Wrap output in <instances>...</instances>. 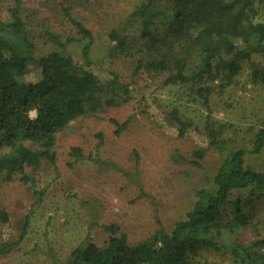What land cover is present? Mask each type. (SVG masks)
Returning a JSON list of instances; mask_svg holds the SVG:
<instances>
[{
  "label": "rangeland",
  "instance_id": "obj_1",
  "mask_svg": "<svg viewBox=\"0 0 264 264\" xmlns=\"http://www.w3.org/2000/svg\"><path fill=\"white\" fill-rule=\"evenodd\" d=\"M230 2L251 23L264 22V0ZM141 3L143 0H23V20L35 60L60 51L49 37L53 34L69 55L84 63L81 56L84 43L64 19L61 8L65 7L93 35L89 58L100 63L103 71L100 78L105 80L110 72L116 74L121 83L131 86L133 95L129 103L80 117L59 132L54 147L55 165L42 162L35 170L25 169L32 183L23 182L20 175L7 180L0 174V208L9 216V227L0 224V244L6 240L11 244L10 252L0 255V264H54L53 258L60 264H72V252L87 236L99 250L105 249L109 234L103 228L110 225L118 227L131 245L149 239L160 228L171 231L193 208L197 191H212V180L222 160L220 153L210 149L200 161L201 168L189 163L194 152L206 147L203 134L206 111L197 96L198 89L211 90L208 101L214 121L231 125L237 131L230 152L249 148L264 128V87L250 79L252 64L264 71V54L253 55L245 62L229 86L223 75L214 80L166 85L164 82L174 73L172 65L159 74L144 66L147 56L142 51L141 24L133 17ZM9 5L11 0H0V16L4 20ZM114 30L126 38L128 49L123 54L113 52L109 34ZM155 35L174 42L175 51L182 54L186 39L175 40L173 33L162 29L156 30ZM180 58L186 59L187 73L198 68L195 51H187ZM138 61L144 65L132 77ZM27 72V80L37 78L35 61L27 66ZM110 99L112 95L108 94L102 100ZM173 111L183 121L193 123L201 134L179 138L166 124ZM34 117L35 113H31V118ZM112 121L127 125L116 134ZM20 144L33 151L39 149L30 142ZM72 148L80 149L83 159L72 158ZM7 153L8 149H0V155ZM178 153L184 161L177 163L173 156ZM97 160L113 167H101ZM246 166L264 173V148L257 156L248 155ZM134 180L140 182L146 198L139 197ZM31 185L39 194L37 201ZM238 196L245 198L247 193L236 192L231 196L222 208L225 220L230 202ZM85 202L91 212L83 206ZM246 213L251 226L235 240L244 245L264 240V200L256 202ZM92 215L98 218L96 226L90 228ZM218 242L222 248L224 242ZM261 253L264 254V249ZM193 262L235 264L225 249L200 250Z\"/></svg>",
  "mask_w": 264,
  "mask_h": 264
},
{
  "label": "trees",
  "instance_id": "obj_2",
  "mask_svg": "<svg viewBox=\"0 0 264 264\" xmlns=\"http://www.w3.org/2000/svg\"><path fill=\"white\" fill-rule=\"evenodd\" d=\"M230 1L143 0L133 17L141 24L142 51L146 52L147 62L144 65L138 61L132 77L138 75L143 65L154 74L164 73L172 65L174 73L164 82L166 85L214 80L220 75L225 77L228 86L232 85V79L240 74L245 62L253 55L264 54V22L251 23ZM159 4H167V7L157 6ZM24 11L23 0H11V5L6 8V20L0 16V149L9 150L0 155V174L7 180L20 175L23 182L32 183L25 169L35 170L42 162L55 165L54 147L59 132L80 117L129 103L133 91L112 72L105 80L100 78L103 73L100 63L89 58L93 35L65 7L61 8L64 19L84 43L81 50L84 63L69 55L64 44L53 34L49 37L60 51L35 60L34 47L23 20ZM159 29L173 33L175 40L186 39L182 54L196 52L198 68L195 71L187 73L186 59L180 58L182 54L175 51L174 42L155 35ZM109 39L114 43L113 52L123 54L128 49L126 38L120 32L112 31ZM34 61L39 75L29 81L27 66ZM250 79L264 87V71L257 65H251ZM108 94L112 99L103 101V96ZM210 94L209 88L197 91L206 111L203 127L206 147L194 152L189 163L201 168L200 161L207 151L213 149L220 153L221 165L212 180V191H197L193 208L171 231L160 228L149 239L135 245L129 244L115 225L104 227L109 234L105 249L99 250L87 236L72 252V264H194L200 250L223 249L235 264H264L261 253L264 240L249 245L235 240L251 226L247 210L264 200V173L246 166V157L257 156L264 148V128L249 148L230 152L237 131L231 125L214 121L208 101ZM31 113H35L34 118ZM112 123L117 128L116 134L127 125ZM166 124L179 138H194L201 134L193 123L183 121L177 111L170 114ZM21 142H30L39 149L33 151ZM71 157L83 159L82 151L72 148ZM134 157L139 160L137 154ZM173 161L178 163L184 159L178 153L173 156ZM96 163L101 167H113L100 160ZM133 183L139 189V197L146 198L140 182L134 180ZM236 192H246L247 196H238L230 202V212L225 220L222 208ZM33 194L37 201L39 194L34 189ZM88 205L87 202L83 204L91 212ZM96 218L98 216H91L90 228L96 226ZM0 224L9 227V216L1 208ZM27 224L26 221L24 229ZM218 241L224 242L222 248ZM10 250L11 244L7 240L0 244V255H6ZM53 263L60 264L54 258Z\"/></svg>",
  "mask_w": 264,
  "mask_h": 264
}]
</instances>
